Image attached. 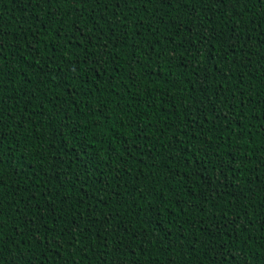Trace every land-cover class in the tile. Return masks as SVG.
Returning <instances> with one entry per match:
<instances>
[{"label":"trees","instance_id":"trees-1","mask_svg":"<svg viewBox=\"0 0 264 264\" xmlns=\"http://www.w3.org/2000/svg\"><path fill=\"white\" fill-rule=\"evenodd\" d=\"M0 264H264V0H0Z\"/></svg>","mask_w":264,"mask_h":264},{"label":"snow or ice","instance_id":"snow-or-ice-1","mask_svg":"<svg viewBox=\"0 0 264 264\" xmlns=\"http://www.w3.org/2000/svg\"><path fill=\"white\" fill-rule=\"evenodd\" d=\"M79 2H81V3H82V2H84V0H79Z\"/></svg>","mask_w":264,"mask_h":264}]
</instances>
